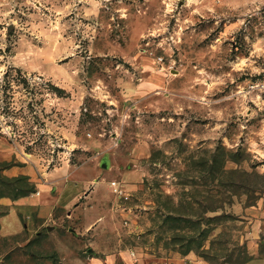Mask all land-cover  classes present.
I'll return each instance as SVG.
<instances>
[{
  "label": "rangeland",
  "instance_id": "1",
  "mask_svg": "<svg viewBox=\"0 0 264 264\" xmlns=\"http://www.w3.org/2000/svg\"><path fill=\"white\" fill-rule=\"evenodd\" d=\"M262 133L264 0H0V216L21 174L51 200L136 172L0 231V264H264Z\"/></svg>",
  "mask_w": 264,
  "mask_h": 264
},
{
  "label": "crops",
  "instance_id": "2",
  "mask_svg": "<svg viewBox=\"0 0 264 264\" xmlns=\"http://www.w3.org/2000/svg\"><path fill=\"white\" fill-rule=\"evenodd\" d=\"M262 136H264V133H262ZM253 149L256 151L257 157H260V168L262 171H264V137H262V142L260 144L256 143ZM136 172L131 169H125L122 170L118 176L114 180H106L105 178H101L95 182V185L93 188L91 187V180L86 179L84 182H82L81 179H77V181H73L70 178H63V182L61 183V187L59 190V193L52 198L51 200L47 199L46 192L43 196V191L39 187L37 192L26 195V199L30 198L33 199V202L27 203V204H19L15 203L11 206L8 213L0 216V231L2 234H12L15 232H18L22 230L23 228H33L36 229V226L31 222L32 220V212L33 210H36L38 214L41 216V218H45L48 215H51L54 212L55 208H60L62 211H64V214L70 216L74 214V211L77 209L78 205L75 206L76 200L80 197L81 193L86 194L84 197H91L94 193V191L98 190H105V192H108L107 190H110L111 188L118 189L121 188L122 191L126 190L130 185L132 178L136 176ZM131 178V179H130ZM104 182L105 187L99 185L100 183ZM52 185V184H51ZM54 190H56V187L53 186ZM114 187V188H113ZM88 189V190H87ZM40 197L39 200L36 198ZM48 201V202H45ZM256 205H253L255 203H252L250 208L245 209V212L248 215H251L252 221H255V224L250 226L249 234L251 235L250 240V247H251V253H256L258 250L259 242H257L256 236L258 235V232L260 230L261 220H264V192L260 193L259 198L256 202ZM15 206L22 207V206H28L29 208H26L27 214H24L25 220H22L21 217H18L16 214L14 216H9L11 209L15 208ZM18 210V209H16ZM20 214V213H19ZM22 214V213H21ZM247 215V217H248ZM256 222H260L256 225ZM254 244V245H253Z\"/></svg>",
  "mask_w": 264,
  "mask_h": 264
},
{
  "label": "trees",
  "instance_id": "3",
  "mask_svg": "<svg viewBox=\"0 0 264 264\" xmlns=\"http://www.w3.org/2000/svg\"><path fill=\"white\" fill-rule=\"evenodd\" d=\"M212 170H213V168H212ZM210 173H212V171H210ZM213 175V174H212ZM215 177V175H213V178ZM15 180H18V181H20V183H22V184H18L17 186H16V188L18 189V190H20V194L21 195H24V196H26V195H29V194H32V193H35L36 191H37V186H36V183L35 182H33L32 180H30V177L28 176V175H25V174H21V175H19V177H16V179ZM218 181V183L216 184V188L215 187H213V186H211V187H208L207 185V183L206 182H204L202 185H205V187L206 188H203L202 190H201V194H202V196H204V194H206L207 195V197H211L212 198V196H217V195H219L220 193H221V191H220V187L222 186V182H220V180L218 179L217 180ZM214 192V193H213ZM206 197V196H205ZM205 197H203V198H205ZM194 202H197V203H199V201H197V200H195ZM224 206H225V201H221V203L220 204H215V205H209V204H203V209H202V213L203 212H205V211H215V210H217V209H221L222 211H224ZM201 213V214H202ZM201 216V215H200ZM260 244L262 245V244H264V238H262L261 239V241H260V243H259V246H260ZM261 252V251H260ZM250 258V257H249ZM248 260V259H247ZM246 261V260H245Z\"/></svg>",
  "mask_w": 264,
  "mask_h": 264
},
{
  "label": "water",
  "instance_id": "4",
  "mask_svg": "<svg viewBox=\"0 0 264 264\" xmlns=\"http://www.w3.org/2000/svg\"><path fill=\"white\" fill-rule=\"evenodd\" d=\"M102 166H106V163L105 162H102Z\"/></svg>",
  "mask_w": 264,
  "mask_h": 264
},
{
  "label": "built area",
  "instance_id": "5",
  "mask_svg": "<svg viewBox=\"0 0 264 264\" xmlns=\"http://www.w3.org/2000/svg\"><path fill=\"white\" fill-rule=\"evenodd\" d=\"M115 190H117V189L115 188Z\"/></svg>",
  "mask_w": 264,
  "mask_h": 264
}]
</instances>
